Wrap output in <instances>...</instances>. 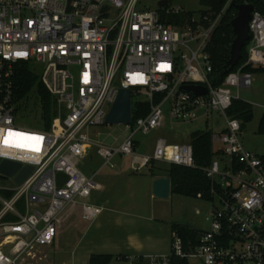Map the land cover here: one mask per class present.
Segmentation results:
<instances>
[{"label": "built area", "instance_id": "obj_1", "mask_svg": "<svg viewBox=\"0 0 264 264\" xmlns=\"http://www.w3.org/2000/svg\"><path fill=\"white\" fill-rule=\"evenodd\" d=\"M231 2L216 17L209 13L204 22L194 18V25L177 27L163 22L158 9H139V0H0V160L34 167L21 184L0 178V264L35 258L36 250L53 245L72 215L97 219L103 207L92 197L104 188L97 176L108 164L116 168V156L127 158L133 171L153 160L196 167L190 142L158 137L154 149L141 154L137 135L160 130L166 117L196 122L215 113L226 120L219 140L228 162L215 158L204 168L218 184L209 226L191 249L173 232L170 253L203 264H264V160L243 144L241 121L227 115L239 98L234 89L251 87L253 73L239 67L218 86L208 49ZM249 33L246 65L264 66V14L256 9ZM20 63L41 68V82L56 102L49 129L18 122ZM191 84L205 86L207 93L183 90ZM121 87L132 89V99L145 92L151 109L135 118L132 100L131 121L125 123L130 133L117 147L101 145L105 162L87 174L80 165L93 148L91 127L106 123ZM58 173L67 176L61 186ZM149 260L169 264V255Z\"/></svg>", "mask_w": 264, "mask_h": 264}, {"label": "trees", "instance_id": "obj_2", "mask_svg": "<svg viewBox=\"0 0 264 264\" xmlns=\"http://www.w3.org/2000/svg\"><path fill=\"white\" fill-rule=\"evenodd\" d=\"M229 0H199L203 9L199 16L194 12L180 10V12H167L170 7L159 10L161 20L168 25L183 26L194 25V18L204 22V16L209 13L212 18L216 17L226 6ZM236 3L252 2L256 10L264 14V5L255 0H235ZM237 15V9L231 5L228 6L225 14L215 28L209 44V51L214 64L213 77L215 83L221 85L227 74L236 71L244 66L245 71L264 72V66L246 65L248 59V41L243 50L242 57L238 64L225 72V65L231 57V47L235 39V33L232 27V19ZM161 98L157 95L156 98ZM15 100L17 109L21 114L18 122L23 126L30 128L49 129L53 118L57 116L56 102L47 88L43 85L40 75L33 69L29 63H20L16 68L15 76ZM151 109L149 100H138L133 105V115L135 118L145 116ZM37 111H41L39 114ZM227 114L232 118H237L242 123V130L246 124L254 118V106L251 102L242 98H235ZM259 134H264V113L261 117L258 127ZM190 143L193 146L196 167H188L175 163H168V167H160L156 160L150 162L148 172L152 176L170 177L172 182V194H179L189 197L201 198L203 200L213 199V189L218 188V184L206 176L204 168L211 165L213 160L220 154L214 150L213 131L196 130L191 133ZM264 160V154L260 155ZM2 178V177H0ZM171 231L178 233L182 238L183 244L187 249L197 245V237L202 233L197 228L189 225L173 223ZM115 256L112 254H92L89 264H110ZM124 258V257H123ZM134 264H148L143 258L134 260ZM169 264H189L187 257H179L174 254L169 255Z\"/></svg>", "mask_w": 264, "mask_h": 264}, {"label": "rangeland", "instance_id": "obj_3", "mask_svg": "<svg viewBox=\"0 0 264 264\" xmlns=\"http://www.w3.org/2000/svg\"><path fill=\"white\" fill-rule=\"evenodd\" d=\"M161 0H139V9H148V10H160L164 7H159L158 3ZM168 6L171 9H180L186 11L194 12L195 16H199L201 10L203 9L199 0H169ZM229 6V5H228ZM228 8V7H227ZM33 69L37 72H41L40 67H35L32 65ZM239 92V93H238ZM235 95L240 96V98L251 102L254 106V118L251 122L246 124V127L241 135L242 142L246 147L257 150L260 154H264V134H259L258 127L261 117L264 113V72H255L253 73V85L248 88H240L239 91L237 88L234 89ZM146 93L141 92L137 95H133V103L138 100H147ZM228 115V114H227ZM229 116V115H228ZM215 117V116H214ZM230 117V116H229ZM219 130L218 127L212 125L211 123H206L204 121L196 122H182L168 119L160 130L150 134L143 135L138 134L137 138L139 139V146L137 152L144 154L150 153L154 147V142L158 137H165L170 141L178 142H190V135L196 130ZM130 133V130L127 129L125 124H111L104 123L102 125H95L91 127V141L93 148L91 150V155L81 163V169L87 174H91L94 171H97L105 162V159L99 154L98 150L101 145L108 147H117L120 145L124 137ZM219 143H215L214 148L217 150ZM117 166L116 168L110 167L108 164L105 167L101 174L97 176V180L104 185V190L97 191L92 197V201L103 204L109 208L111 205L108 203V198H111L113 193H117L118 190H124L129 188V180L126 176H122V187L118 186L117 180L119 177L116 175V172H120V167L125 164V167H128L129 160L127 158H122L121 156H116L112 160ZM167 166V165H166ZM164 166V168H167ZM138 183L135 181L132 186L137 187ZM141 187L143 185L141 184ZM157 199H161L158 198ZM166 201L164 205L161 206L159 216L161 226L165 230V247L167 252H171V224L180 223L184 225H190L200 230H205L208 228V222L206 221V216L208 211L211 208V203L200 198L189 197L179 194H171L169 198L163 199ZM112 209H107L105 214L109 218L108 214ZM197 210L200 212L197 213ZM116 214L124 215L118 211H113ZM158 214V213H157ZM150 216V212L146 210L144 218ZM76 218L71 219L69 222L61 228L64 230L70 223L75 222ZM97 224L93 223L90 225V222L79 219L76 225L72 224L68 229L64 231H59L55 245L45 246L36 250L37 256L35 258H28L25 261H22L21 264H41L44 260L40 259V256L46 254V252L51 257H73L75 255L87 254L91 251L89 244L95 243L93 235L97 237L98 233ZM168 230V231H167ZM161 237H164L160 235ZM103 249V248H101ZM98 253H109L111 251H94ZM190 264H202L200 261L195 258H189ZM58 264V262H57ZM112 264H124L122 262H113Z\"/></svg>", "mask_w": 264, "mask_h": 264}, {"label": "crops", "instance_id": "obj_4", "mask_svg": "<svg viewBox=\"0 0 264 264\" xmlns=\"http://www.w3.org/2000/svg\"><path fill=\"white\" fill-rule=\"evenodd\" d=\"M244 88H248V87H244ZM168 119L170 118L166 117L165 123ZM203 121L206 123H211L216 127H218L219 125L220 128L219 130L217 129L216 131H214L211 129L213 131V146H215V143H219L218 149L216 150L214 148V150L220 152L217 158H219L225 165L228 162V156L224 153L223 145L219 140V135L225 130V126H226L225 117L221 113L218 114L215 113L210 117H208V119H205ZM244 129L242 130V133ZM215 135H218V139L214 138ZM155 143L156 141L154 142V145ZM246 148L248 150L256 152L259 155H262L257 150L251 149L249 147ZM153 149L154 147L152 148V150ZM156 163L160 167H164L166 165L168 166V162L156 161ZM148 166L139 171H133L129 167V165L128 167H125V164H123L120 167L121 169L120 172H116V175L119 177V179L117 180L118 186L122 187V179L127 178L129 180V188L124 190L123 189L118 190L117 193L114 192L113 195H111V198L105 200L108 201V203L111 205L110 208L109 206L106 207L103 204L98 203L103 207L102 213L97 219L93 221H88L90 222V225L95 223L97 224V226H99L97 230L98 231L97 237L93 235L95 243L92 244L91 242L89 244V248L91 249V251L87 252V254L79 253L78 255H75L70 258L61 257L59 255H57V257H51L46 252L45 255L40 256L41 260L45 259L43 262H41V264H57V262L58 264H89L90 257L92 254H100L94 251H107V250L111 252L104 254H112L115 256L114 260L110 264L116 261L122 262L124 264H134V260L140 257L148 261V264H150L149 259L151 257H164L170 255V252H167V248L165 247V238H166L164 233L165 230L161 226L160 223L161 219L159 216L160 208L162 205L166 204L165 203L166 201L163 200L164 198L157 199L153 191L154 181L157 178L163 176H152L148 172ZM122 176H126V178H121ZM135 181H137L138 183L137 185L138 189L132 186V184ZM141 184L143 185V187H141ZM102 190H104V188ZM93 202H95V199ZM209 202L211 203V200H209ZM107 209H112L110 210L112 214H108L109 218H107V214H105ZM146 210L150 212V216L144 218V214ZM113 211H118L120 213L122 212L124 213V215L116 214ZM198 211L199 210H197V213ZM73 218H76L75 222L70 223L69 226H67L64 230L68 229L70 226H72V224L76 225L77 222H79V219H81L78 215H72V217L68 220V222ZM66 222L60 227L58 233L61 230V228L66 224ZM160 235L164 237H161ZM55 243H56V239L53 245H55ZM171 245H172V231H171ZM132 257H134V259ZM190 258H195V257H190ZM195 259L200 261L198 258Z\"/></svg>", "mask_w": 264, "mask_h": 264}, {"label": "water", "instance_id": "obj_5", "mask_svg": "<svg viewBox=\"0 0 264 264\" xmlns=\"http://www.w3.org/2000/svg\"><path fill=\"white\" fill-rule=\"evenodd\" d=\"M264 5V0H255ZM169 0L159 1V7H165ZM231 5L237 9V15L232 19V27L235 33V39L231 47V57L225 65V72L236 66L242 57V50L245 44L250 40L249 23L252 13L256 6L252 2L236 3L232 0ZM183 90L193 92L194 95L207 93V88L202 85H186ZM132 115V89L121 87L118 90L117 97L112 104L107 116L106 123L125 124L131 121ZM33 166L21 162L3 159L0 160V177L11 179L16 184H21L32 172ZM67 180L64 173H58L57 183L61 186ZM154 195L158 198H169L172 193V182L170 177H159L154 181ZM200 237L197 238V241Z\"/></svg>", "mask_w": 264, "mask_h": 264}]
</instances>
